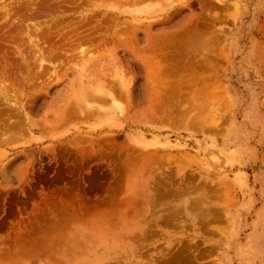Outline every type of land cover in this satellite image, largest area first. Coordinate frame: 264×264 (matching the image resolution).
<instances>
[{"label":"rangeland","instance_id":"1","mask_svg":"<svg viewBox=\"0 0 264 264\" xmlns=\"http://www.w3.org/2000/svg\"><path fill=\"white\" fill-rule=\"evenodd\" d=\"M17 1L0 90L27 133L0 143V264H264V0Z\"/></svg>","mask_w":264,"mask_h":264},{"label":"bare ground","instance_id":"2","mask_svg":"<svg viewBox=\"0 0 264 264\" xmlns=\"http://www.w3.org/2000/svg\"><path fill=\"white\" fill-rule=\"evenodd\" d=\"M70 0H65V1H63L62 3L64 4V5H66V6H62V9H63V11L62 12H64V10H67V8H69V7H67V6H69L68 4L70 3L69 2ZM36 2H37V9H32L33 8V6H35V4H36ZM50 2H52V0H28V1H26L25 3H21V2H19V1H17L16 3H17V5H16V7H18L19 8V11H15V13L17 12V13H19V12H22V10H28V14H27V16L29 15V13L31 14V16H32V18L33 17H38L39 15H42L43 16V14L44 13H48L49 12V10H48V8L50 7ZM60 3H61V1H60ZM53 5L55 4V3H52ZM202 4V3H201ZM15 5V4H14ZM56 5V4H55ZM52 6V5H51ZM208 6V5H207ZM71 7V6H70ZM13 9L15 8V7H12ZM12 9V10H13ZM70 9V8H69ZM11 10V11H12ZM16 10V9H15ZM31 12H30V11ZM32 10H33V12H32ZM7 11L8 12H10L8 9H7ZM6 11V13H5V15H3V19H2V17H1V21H0V59H5V63H3V65H2V67H1V69H2V71H0V80H7V79H5V78H7V77H9L10 78V76L12 77V75H10L11 73L9 72L8 73V71H7V69H12L11 68V64H10V62H11V60L9 61V60H7L6 58H10L11 59V57H12V54H14V55H16V54H18V55H21L20 53H21V50H19L18 48H16V50H15V52L14 51H11V50H9V46H10V43H12V42H14V39L12 38V33H15V32H18L19 34H21L22 35V22L24 21V20H26V22L28 23V21H27V17L26 16H24V15H18V17L16 18H13V17H11L12 15V13H8ZM58 11H59V9H58ZM57 11V12H58ZM14 12V11H13ZM56 13V12H55ZM46 14H44V15H46ZM15 15V14H14ZM16 16V15H15ZM24 16V17H23ZM45 17V16H44ZM28 18H29V16H28ZM77 19V18H76ZM199 19V18H198ZM63 20V19H62ZM55 22H57L56 20H54ZM59 21H60V19H59ZM88 21V20H87ZM32 22V21H31ZM64 22V21H63ZM70 22V21H69ZM95 22V21H94ZM93 22V23H94ZM36 23V22H35ZM51 23H53V21L52 22H50V24ZM66 23V22H65ZM90 23V22H89ZM89 23H87L86 22V24L88 25ZM96 23V22H95ZM196 23V22H195ZM55 24V23H54ZM59 24H61V23H59ZM67 24H68V22H67ZM28 25V24H27ZM56 25V24H55ZM72 25V24H71ZM116 25V24H115ZM198 25H199V23H198ZM28 26H30V25H28ZM42 26V25H41ZM40 26V27H41ZM48 26H49V24H48ZM57 27L59 26V27H63L64 28V25L63 26H60V25H56ZM117 26V25H116ZM51 27H52V24H51ZM70 27V26H69ZM97 27V26H96ZM192 27V26H191ZM190 27V28H191ZM30 28V27H29ZM34 28H35V26H34ZM42 28V27H41ZM41 28H35V29H33V31H32V34H30V33H28V30H27V28L25 29V31L23 32V35L28 39V41L29 42H31V44L33 45V47H34V49H36V51L37 52H41L42 51V48H43V45L47 42L46 40L48 39V32H45V31H43V30H41ZM54 28V27H53ZM52 28V29H53ZM67 28V27H66ZM116 28V27H115ZM188 28V27H187ZM8 29V31L10 32L9 34H6L5 33V30H7ZM55 29H56V27H55ZM62 29V28H61ZM61 29H60V31H61ZM65 29V28H64ZM63 29V30H64ZM68 29V28H67ZM73 29V28H72ZM98 29V28H97ZM78 30V29H77ZM193 30V29H192ZM200 30V29H199ZM58 31H59V29H58ZM73 31H75L74 29H73ZM12 32V33H11ZM52 32V31H51ZM70 32H71V30H70ZM69 32V34H71ZM193 32H194V30H193ZM68 31L66 32V35L65 34H63V36H67L68 34ZM75 33V32H74ZM190 33V32H189ZM192 33V32H191ZM34 34V35H33ZM35 34H36V36H35ZM82 34V33H81ZM183 34V33H182ZM80 35V34H79ZM78 35V36H79ZM131 35V34H130ZM34 36V37H33ZM55 36V35H54ZM76 36V35H75ZM179 36H182V40H184L183 39V37H184V34L183 35H180L179 34ZM179 36L177 37L176 36V38H179ZM80 38H81V40L79 39V41L82 43V42H89V39H90V36H88L87 35V37H89V39L88 40H85V38H86V36L85 37H83V36H79ZM92 37V36H91ZM186 38H187V36H185ZM75 38V37H74ZM93 38V37H92ZM92 38L90 39V41L92 40ZM101 38H103V37H101ZM130 38V37H129ZM162 38L163 39H165V40H167V39H170V38H172V36H170V35H165V36H162ZM63 39V38H62ZM71 39V38H70ZM87 39V38H86ZM180 39V38H179ZM100 40V39H99ZM175 40V39H174ZM178 40V39H177ZM181 40V39H180ZM179 40V41H180ZM172 41V40H171ZM176 42V41H175ZM64 43V42H63ZM16 44V43H15ZM87 44V43H86ZM184 44V43H183ZM132 45V44H131ZM186 45V44H185ZM76 46V45H75ZM133 46V45H132ZM171 46V45H170ZM175 46H176V44H175ZM178 46V45H177ZM177 46H176V48H177ZM181 46H183V45H181ZM181 46L179 45V47H180V49H184V48H181ZM161 47V46H160ZM159 47V48H160ZM184 47V46H183ZM72 48V47H71ZM158 48V47H157ZM76 49V48H75ZM152 49H154V48H152ZM170 49V48H169ZM178 49V48H177ZM31 50V49H30ZM136 50V49H135ZM180 51V53H182L183 51ZM170 53H172V51H173V49L171 50L170 49ZM175 51V50H174ZM178 51V53H179V49L177 50ZM184 51H186V50H184ZM162 52H163V50H162ZM167 52V51H166ZM27 53V52H26ZM176 53V51L172 54V55H169V54H166V53H164V54H162V60H164V59H166L167 61H169V59L170 60H173L172 59V57H174L175 55H177V54H175ZM183 53H185L186 54V52H183ZM93 54V53H92ZM175 54V55H174ZM79 55V54H78ZM179 55V54H178ZM178 55L175 57V58H177L178 57ZM182 57L184 56V54L182 55V54H180ZM187 55V54H186ZM27 56V55H26ZM86 57V56H85ZM14 58V57H13ZM161 58V57H160ZM15 59V58H14ZM19 59V58H18ZM181 59V58H180ZM186 59V58H185ZM188 59H190V58H188ZM38 60V59H37ZM161 60V61H162ZM14 61V60H13ZM12 61V62H13ZM16 61H17V59H16ZM43 61V60H42ZM165 61V60H164ZM3 62H4V60H3ZM15 62V61H14ZM13 62V63H14ZM184 62V61H183ZM2 64V63H1ZM15 64V63H14ZM14 64H12V67H13V65ZM191 64V63H190ZM18 65V64H17ZM40 65H41V62H40ZM188 65V64H187ZM43 66V65H42ZM186 66V65H185ZM22 67V66H21ZM187 67V66H186ZM189 67V66H188ZM13 68H16V67H13ZM193 68V67H192ZM48 69V68H47ZM25 70V69H24ZM11 71V70H10ZM13 71V70H12ZM14 71H16V69L14 70ZM47 71V70H46ZM17 72V71H16ZM25 72V71H24ZM44 72V71H43ZM165 73H166V70H165ZM171 73H172V71H171ZM177 73V72H176ZM175 73V74H176ZM12 74H13V72H12ZM44 74V73H43ZM58 74V73H57ZM167 74V73H166ZM169 74V73H168ZM16 75H18V73L16 74ZM15 75V76H16ZM25 75V74H24ZM50 75H52V74H50ZM14 76V75H13ZM163 76V75H162ZM170 76V75H169ZM177 77H178V75H177ZM20 78V77H19ZM33 78V77H32ZM171 79V78H170ZM183 79V78H182ZM9 80H11V79H9ZM8 81V80H7ZM179 81V80H178ZM177 81V82H178ZM9 82V81H8ZM13 82H14V84H15V82L16 81H14L13 80ZM21 82V81H20ZM184 82V81H183ZM3 83V82H2ZM12 83V82H11ZM180 83V82H179ZM4 84V83H3ZM2 84V85H3ZM18 84H19V82H18ZM37 84V83H36ZM56 84V83H55ZM178 84V83H177ZM182 84V83H181ZM192 84V83H191ZM5 86H7L6 84H4ZM12 85V84H11ZM16 85H17V83H16ZM15 85V86H16ZM50 85V84H49ZM183 85H184V83H183ZM187 85V84H186ZM1 86V85H0ZM14 85H12V87H13ZM14 86V87H15ZM19 86V85H18ZM23 86V85H22ZM179 86V85H178ZM36 87V86H35ZM172 87H173V85H172ZM175 87V86H174ZM188 87V86H187ZM6 89L8 88V89H10L11 90V86L9 85V87L7 86V87H5ZM23 88V87H22ZM30 88V87H29ZM179 88V87H178ZM182 88V87H181ZM184 88V87H183ZM182 88V89H183ZM0 89H2V91H5V89H4V87H2V88H0ZM7 89V90H8ZM15 90V88H12V90ZM17 89V88H16ZM19 89V88H18ZM17 89V90H18ZM34 90V89H33ZM1 90H0V143H2V145H4V144H7V145H9L10 143H13V142H16L22 135H23V133L25 132V123L23 122V114H24V106L22 105V104H20L18 101H16L15 99H12V96L9 94V97H7V96H5V94H4V92H2ZM19 91V90H18ZM17 91V92H18ZM29 91V90H28ZM40 91H41V89H40ZM11 92H13V91H11ZM14 92H16V90L14 91ZM175 92V91H174ZM34 93V92H33ZM4 94V95H3ZM167 94V93H166ZM173 94V93H172ZM179 94V93H178ZM177 95V94H176ZM175 95V96H176ZM11 96V97H10ZM167 96V95H166ZM178 96V95H177ZM193 96V95H192ZM14 97H16V95H14ZM13 97V98H14ZM33 97V96H32ZM11 98V99H10ZM193 98V97H192ZM16 99H17V97H16ZM20 100V99H19ZM193 100V99H192ZM32 103V102H31ZM172 104V103H171ZM165 107H166V105H165ZM195 107V106H194ZM164 108V107H163ZM174 109H175V107H174ZM189 109H190V107H189ZM193 109H195V108H193ZM170 110V109H169ZM181 110V109H180ZM175 112H176V110H174ZM73 113H74V111H73ZM71 114V112H67V114H65V116L67 117V118H70V117H72L74 114ZM162 114V113H161ZM167 114V113H166ZM86 115V114H85ZM84 115V116H85ZM160 115V114H159ZM173 115V114H172ZM26 116V115H25ZM64 116V117H65ZM161 117L163 116V114L162 115H160ZM186 116V115H185ZM181 118H182V116H180ZM179 117V118H180ZM25 118H27V116L25 117ZM28 119V118H27ZM183 119V118H182ZM184 119H185V117H184ZM198 119H200V118H198ZM197 120V119H196ZM201 120V119H200ZM185 121V120H184ZM193 121V120H192ZM198 122V121H197ZM196 122V123H197ZM201 122V121H200ZM197 123V125L198 124H201V123ZM192 123V122H191ZM39 125V124H38ZM196 125V127H198ZM40 127V126H39ZM180 127V126H179ZM49 130V129H48ZM25 133H27V132H25ZM23 137H24V135H23ZM71 148V147H70ZM32 154V153H31ZM31 154H30V156H31ZM130 160V159H129ZM163 160V159H162ZM161 160V161H162ZM132 163V162H131ZM126 168V167H125ZM101 169V168H100ZM125 170V169H124ZM61 172H62V169L60 170ZM96 171V170H95ZM95 171H93V173L95 172ZM61 172H58L56 175H55V181L56 180H60V178L62 177V173ZM107 172V171H106ZM105 172V173H106ZM104 173V172H103ZM105 173H104V175H105ZM95 174H97L98 175V173H94V175H92V176H95ZM107 174V173H106ZM96 177V176H95ZM105 177V176H104ZM94 178V177H93ZM92 178V179H93ZM97 178H99V175H98V177ZM100 178H102V177H100ZM63 180V179H62ZM68 180V179H67ZM62 182V181H61ZM78 182V181H77ZM58 184V183H57ZM106 184V183H105ZM93 186H94V191H96L95 189H97V191L98 192H100L101 191V189L103 190V188H102V186L101 185H99V183L97 184V179H95L94 181H93ZM101 186V187H100ZM104 187V186H103ZM99 189H100V191H99ZM180 189V188H179ZM184 191H186V190H184ZM182 193V192H181ZM159 195V194H158ZM157 195V196H158ZM70 224H72L71 222H69ZM69 223H67V226H69L70 227V224ZM75 225V224H74ZM73 225V226H74ZM61 226V225H60ZM65 226V225H64ZM67 226H65V227H63L64 228V230H63V232H65V230H66V232H67V230H69L67 233L65 232V234L64 235H71L69 232L71 231V232H73L72 231V229L70 230V228L69 227H67ZM44 230V229H43ZM74 230V229H73ZM76 231H77V229H76ZM88 231V230H87ZM51 232V231H50ZM79 232V231H78ZM78 232H76L77 234H75V235H78L79 233ZM143 232V231H142ZM40 233V232H39ZM38 233V234H39ZM45 233V232H44ZM44 233H42V234H44ZM58 233V232H57ZM62 233V232H61ZM60 233V234H61ZM69 233V234H68ZM75 233V232H74ZM141 233V232H140ZM35 234V233H34ZM37 234V235H38ZM41 234V233H40ZM41 234V235H42ZM63 234V233H62ZM73 234V233H72ZM83 234V233H82ZM52 235V234H51ZM61 236V238H62V240H63V238H66L65 236ZM80 236H81V234H80ZM83 236V235H82ZM85 236V235H84ZM34 237V236H33ZM38 237V236H37ZM44 237V236H43ZM57 237H58V239H57ZM57 237H55V239H56V241H58V242H55L56 244L57 243H59V242H62L61 241V239H59V236L57 235ZM71 237V236H70ZM74 237V236H73ZM73 237H71V238H73ZM78 237V236H77ZM76 237V238H77ZM40 238V237H39ZM42 238V237H41ZM68 238V237H67ZM66 238V239H67ZM75 237H74V239H76ZM32 239V238H31ZM31 239H29V240H31ZM55 239H54V241H55ZM74 239H71L72 241V243L74 242L73 240ZM87 239V238H86ZM28 240V241H29ZM33 240V239H32ZM31 240V241H32ZM34 240H38V238L37 239H34ZM42 240H43V238H42ZM60 240V241H59ZM79 240H81L80 238H79ZM83 240V239H82ZM27 241V240H26ZM39 241H41L40 239H39ZM39 241L37 242V244H39L38 246H36V247H39V246H41V243H39ZM34 242V241H33ZM32 242V243H33ZM43 242V241H42ZM65 242V241H64ZM86 242V241H85ZM84 242V243H85ZM23 243H24V241H23ZM36 243V242H35ZM54 243V244H55ZM71 243V244H72ZM76 243V242H75ZM29 244V243H28ZM34 244V243H33ZM43 244V243H42ZM45 244V243H44ZM43 244V245H44ZM62 244V243H61ZM64 244V247H65V245H66V242L65 243H63ZM62 244V245H63ZM70 244V243H69ZM78 244V243H77ZM82 244V243H81ZM90 244V243H89ZM30 245V244H29ZM32 245V244H31ZM30 245V246H31ZM58 246H59V248H61L60 247V245L59 244H57ZM56 245V246H57ZM28 246V245H27ZM35 246V245H34ZM55 246V245H54ZM55 246V247H56ZM57 246V247H58ZM67 246V245H66ZM33 246H31V248H32ZM43 247V246H42ZM45 247V246H44ZM54 247V248H55ZM82 246H80V248H81ZM71 248H73L72 246H71ZM88 248V247H87ZM34 249H36V248H34ZM39 249V248H38ZM38 249H36V251H39ZM28 250L31 252L32 250H30V248H28ZM55 250H57V248L55 249ZM59 250V249H58ZM57 250V251H58ZM64 250V249H63ZM82 250H83V247H82ZM34 251V250H33ZM59 251H61V250H59ZM66 251V250H65ZM35 252V251H34ZM33 252V253H34ZM42 251H39V256H40V254L42 255V253H41ZM69 252V251H68ZM72 252V251H71ZM82 252V251H81ZM32 253V252H31ZM36 253V252H35ZM87 254V253H86ZM33 255V254H32ZM36 255V256H35ZM70 255H71V253H70ZM33 257H36V258H39L38 256H37V253L36 254H34V256ZM57 257V256H56ZM67 257V256H66ZM41 258V257H40ZM47 258H49V257H47ZM58 258V257H57ZM152 258V257H151ZM60 260H62V259H60ZM67 260V259H66ZM49 261V260H48ZM63 261V260H62ZM50 262V261H49ZM65 262V261H64ZM75 262V261H74ZM43 263V262H42ZM51 263H56L55 261L54 262H51ZM66 263H68V261H66ZM28 264V263H27ZM29 264H31V263H29ZM56 264H59V263H56ZM71 264V263H70ZM158 264V263H157Z\"/></svg>","mask_w":264,"mask_h":264}]
</instances>
